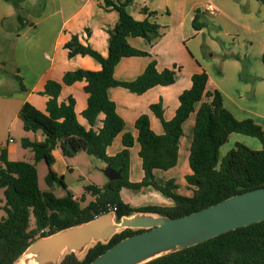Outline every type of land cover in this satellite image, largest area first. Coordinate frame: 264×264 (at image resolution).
Instances as JSON below:
<instances>
[{
	"label": "trees",
	"instance_id": "16d2710c",
	"mask_svg": "<svg viewBox=\"0 0 264 264\" xmlns=\"http://www.w3.org/2000/svg\"><path fill=\"white\" fill-rule=\"evenodd\" d=\"M16 8H21L22 0H10ZM133 0H103L100 5L106 10H117L119 18L114 27L108 28L109 50L104 55L88 42H83L78 33H73L64 47L69 57L89 55L101 64V69L77 68L64 74L63 81L49 80L40 92L48 96L46 110L41 111L26 101L19 113L26 131H42L43 140L22 138V145L34 152V161L11 160L8 149L0 153V190L4 192L2 209L5 215L0 218V264H15L27 247L36 239L48 236L66 227L89 221L110 211L108 204L116 206L117 217L137 211L155 212L170 217H178L219 202L229 196L264 186V129L252 118L237 119L224 105L221 91L206 90L208 74L205 70L192 76V85L180 94V104L172 119H166L162 103L150 106L161 120L164 132L156 133L150 124L148 114L141 115L135 122L137 138L131 132L123 135L124 148L115 156L107 153V147L125 129V119L117 111L116 103L109 97L108 90L122 86L131 92L142 94L156 85H169L176 80V71L157 69L152 59L144 72L133 80H120L115 77V67L123 57L150 55L148 51L133 47L128 38L140 36L149 43L159 38L161 25L148 18L138 20L131 15L127 6ZM264 4V0H261ZM152 15L155 11L143 8ZM197 11L193 25L200 28L207 21L199 22ZM88 34L90 31L87 29ZM264 62V54L262 56ZM86 81L85 90L89 94L88 105L82 112L91 124L86 128L78 120L75 100L59 101L63 84ZM21 89L26 87L19 81ZM208 100H204V98ZM197 110L193 140L189 154L191 172L186 176L193 195H181L173 191L176 186L168 181L164 186L155 182L154 169L167 170L178 163L179 142L183 135L184 122ZM103 113V125L95 130L93 126ZM242 133L260 139L261 149H252L237 142L225 156L220 158V149L232 133ZM135 140L140 144L145 177L140 182L128 178L129 149ZM86 151L101 159L115 170H122V178L108 179L99 186L96 183L85 185V192L95 197L88 205L82 206L80 199L70 191L57 196L53 189L59 184L67 190L64 176L53 169V150L60 146L67 156L74 153L69 147ZM44 160L48 165L46 181L49 188L42 189L36 163ZM153 185L174 200L173 205H147L133 208L121 196V189H138ZM84 196L81 197V200ZM34 223V225H33ZM144 229L126 228L117 232L107 242L99 241L80 259L74 252L66 254L60 264H89L98 255L123 238ZM145 264H264V220L222 233L196 245L160 256Z\"/></svg>",
	"mask_w": 264,
	"mask_h": 264
},
{
	"label": "crops",
	"instance_id": "0c3cea01",
	"mask_svg": "<svg viewBox=\"0 0 264 264\" xmlns=\"http://www.w3.org/2000/svg\"><path fill=\"white\" fill-rule=\"evenodd\" d=\"M102 1L22 0L21 8H16L10 0H0V153L2 148H7L9 159L23 160V157L31 154L34 159L33 150L17 145L12 134L16 127L23 126L19 113L26 101L45 111L48 96L40 92L47 81L62 82L67 71L77 68L101 69V64L89 55L69 57L64 44L73 33H78L83 42L90 43L104 55L108 54L107 29L115 26L119 13L104 9L100 5ZM145 7L155 11V14L144 12ZM127 9L138 20L148 18L158 22L162 35L154 43L140 36H130L128 41L133 47L148 51L150 55L123 57L115 67L117 79H135L152 59L156 60L159 71L172 68L177 72L174 83L153 86L142 94L122 86L109 88V97L125 119V128L135 138L138 135L136 118L144 112H149L155 132H164L161 120L151 111L149 104L161 98L166 104H172L169 114L164 113L168 119L178 102L180 104L183 89L191 87L193 73L202 70L208 73V88L221 91L224 105L237 119L252 118L263 126L264 4L261 0H133ZM197 11L201 13L199 20L210 22L207 28L214 34L206 39L209 44L205 41V51L200 34L206 33L207 29L196 30L193 27ZM206 52L209 58L205 57ZM20 80L25 90L20 88ZM85 84L84 80L63 84L59 101L73 97L79 122L90 128L91 124L82 114L89 96ZM103 118L104 114L101 113L94 129L98 130L103 125ZM124 130L107 147L109 155L119 151H111L116 142H120L117 149H120L121 143L124 148ZM20 132L31 140L45 138L44 134L37 132H33V138L32 131H26L23 127ZM261 144L254 143V149H261ZM136 145L139 153L137 140L131 148ZM53 155V169L58 175H66L69 169H74L70 167V161H73L75 154L67 156L58 146L53 150ZM106 167V163L98 166L104 179L93 183L102 186L108 181L104 173ZM132 179L139 180V176L134 178L132 172ZM128 188L121 189V196L125 202L134 205V195L126 191ZM74 197L80 199L81 195L76 193ZM157 201L155 203L163 200Z\"/></svg>",
	"mask_w": 264,
	"mask_h": 264
},
{
	"label": "water",
	"instance_id": "95a60500",
	"mask_svg": "<svg viewBox=\"0 0 264 264\" xmlns=\"http://www.w3.org/2000/svg\"><path fill=\"white\" fill-rule=\"evenodd\" d=\"M68 147L76 153L71 144ZM104 173L112 180L122 178V170H115L110 164ZM263 220L264 186L234 194L178 217L137 211L118 218L116 211L110 210L36 239L16 263L22 260L24 264H60L67 251L76 256L85 254L92 244L107 243L117 232L132 228L144 230L118 241L89 264H145Z\"/></svg>",
	"mask_w": 264,
	"mask_h": 264
},
{
	"label": "rangeland",
	"instance_id": "374dc122",
	"mask_svg": "<svg viewBox=\"0 0 264 264\" xmlns=\"http://www.w3.org/2000/svg\"><path fill=\"white\" fill-rule=\"evenodd\" d=\"M199 14H201V13H199ZM199 22L203 23V21L201 19L199 20ZM210 25H211L210 22L207 23V25L202 26L200 28H195L193 25V27L196 30H201V29H205V28L207 29L206 33L200 34V38L202 39L201 43H202V47H203L204 51L207 48V44H209L206 39L210 38V36H214V34L210 30H208V28H207V27H210ZM205 41L207 42V44ZM205 55H206L205 56L206 58H209L208 52H206ZM170 69H172V68H170ZM144 70L140 74H142L144 72ZM174 70L176 71V69H174ZM197 72H199V71H197ZM195 73H193V74H195ZM176 74H177V72H176ZM115 77H116V75H115ZM207 82H208V80H207ZM188 88H190V87H188ZM188 88H185V89H188ZM185 89H183V90H185ZM206 90L207 91L211 90L208 88V84L206 85ZM159 102L162 103L163 114L165 112H167L169 114V111H170L169 109L171 107L173 108V105L172 104H169V105L166 104L163 98H161L160 100H158L156 102L150 103L149 108L152 104L159 103ZM200 105H201L200 102H197L195 104V110L193 111L191 116L184 122L183 135H182V138L179 142V156H178L177 165L174 166L173 168H170L167 170H163V169H154L153 170L155 182L157 185L164 186L168 181H171L176 186V188L173 191H175L176 193L181 194V195H187V196L193 195V190L189 189V187H188V182L186 180V176L190 173L189 154H190L191 143L193 140V130L195 127L197 110L199 109ZM178 107H179V102L177 104V107H175V111H174L173 115H170L168 120L172 119L175 116V113H176V110L178 109ZM151 111H152V109H151ZM143 114L149 115L150 124H151L152 129L154 130L152 123H151V117H150L149 112H144V113L140 114L136 118V120ZM254 121L257 124H259L256 120H254ZM21 123H22V121H21ZM262 124H263V126L261 124H259V125H261L264 129V121ZM22 127L23 126L21 124L20 128H18L19 130L16 127L15 130L12 132V134L15 135V141H16L17 145H20V146H23L22 145L23 135L20 132ZM124 132H129V130H127V127L125 128ZM37 133L40 134V133H42V131L41 130L37 131ZM31 135L33 136L34 133L32 132ZM33 138H34V136H33ZM118 142H119V140H118ZM237 142L243 143L252 149L255 148L254 143H258V145L261 144L260 139H258L256 137L248 136V135H245L242 133H234L231 135L229 140L221 146L220 158L225 156L226 153L230 149L234 148ZM119 143L117 144V142H116L115 145L112 146V148H111L112 152L118 151V150L119 151L116 152L115 154H111L110 156H115L123 150L122 143L120 144V146H121L120 149H117V146H119ZM115 146H116V148H115ZM261 148H262V144H261ZM107 153H108V150H107ZM31 156H32V154L26 155L25 158L23 157L22 159L32 162V161H34V159ZM73 157H75L73 159V161H70V163H72L73 165L70 164V167H74V169L73 170L69 169L67 171L66 175H64V174L60 175V176H64L65 182L67 184V190L64 189L62 186H60L59 184H54L53 187H51V188L53 189L54 193L57 196H64L67 194L68 191H70L72 194L78 193L81 195V197L84 196L83 200H81V198H80V202H81L82 206H86L93 200L94 197H92L90 194L85 192V185L93 183V182L98 183V182L103 181L104 174L101 172V170H99L98 166L104 165L105 162L99 158H96L94 156L87 154L85 151H80V152L76 153ZM68 159H70V158H68ZM36 165H37V169H38L40 187L42 189L49 188L50 186L46 181V177H47L48 170H49L47 163L44 160H40L36 163ZM128 166H129L128 167V178H129V180L132 182L142 181L143 178L145 177V170L143 168L142 161L139 157V153L137 152V145L134 146L133 148L129 149ZM138 171H140V173ZM132 172H133L134 178L136 176H139V180L138 179H136V180L132 179ZM126 191L128 193H130V195H134V201H133L134 205L129 203L133 208H139V207H143V206H147V205H154V204L165 206L169 203L172 204L174 202L172 197L165 195L160 190V188L153 186V185L143 186V187L138 188V189L128 188ZM3 198H4V192L1 189L0 190V218L5 215V212L2 209L3 204H4ZM153 200H154V202H153ZM157 200H159V201L163 200V201L161 203H155V202H158ZM33 225H34V223H33ZM94 245L95 244H92L90 246V248L93 247ZM67 253H68V251L65 254H67ZM85 254L77 255V257L82 259L85 256ZM16 264H24V263L21 260L20 262H17Z\"/></svg>",
	"mask_w": 264,
	"mask_h": 264
},
{
	"label": "built area",
	"instance_id": "2783aa9c",
	"mask_svg": "<svg viewBox=\"0 0 264 264\" xmlns=\"http://www.w3.org/2000/svg\"><path fill=\"white\" fill-rule=\"evenodd\" d=\"M10 141H13V139H10ZM110 210L116 211L117 207L116 206H111L110 204H108Z\"/></svg>",
	"mask_w": 264,
	"mask_h": 264
}]
</instances>
